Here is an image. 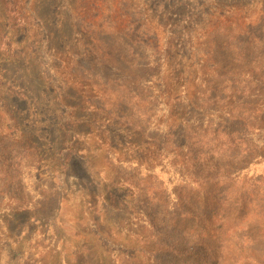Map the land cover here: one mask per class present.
<instances>
[{
	"label": "rangeland",
	"instance_id": "1",
	"mask_svg": "<svg viewBox=\"0 0 264 264\" xmlns=\"http://www.w3.org/2000/svg\"><path fill=\"white\" fill-rule=\"evenodd\" d=\"M33 2L32 12L25 13L28 22H4L0 37V144L10 146L14 138L25 144L12 133L21 125L40 139L41 148L35 163L18 148L0 162V264H33L62 249L63 261L73 260L77 246L92 239L113 253V244L95 237L98 225L87 224V214L100 218L110 239L125 240L128 232L142 234L150 226L143 218L147 209L141 211L136 200L144 208L147 199L154 211L153 199L163 193L169 202L181 196L182 206L193 213L177 216L171 236L194 253V264H234V255L264 264V53L258 68L238 60L240 49L253 43L264 49V0ZM121 56L128 65L148 66L132 93L155 103L146 105L151 115L144 132L111 115L103 108L107 99L97 94V86L104 87L97 75L109 76L116 89L135 78L124 66L105 72L106 58L113 64ZM214 58L233 70L240 65L255 71L254 77L232 83L226 70L213 67ZM14 94L15 111L10 109ZM169 138L185 149L170 164L163 151ZM246 149L260 157L249 167L240 165L245 171L238 184H191L197 177L187 179V186L180 183L195 167H188L191 161L203 172L208 165L220 168V162L224 168ZM180 162L185 171L175 168ZM235 233L258 235L255 251L242 240L243 252L232 253ZM55 236L59 244L44 239Z\"/></svg>",
	"mask_w": 264,
	"mask_h": 264
},
{
	"label": "trees",
	"instance_id": "2",
	"mask_svg": "<svg viewBox=\"0 0 264 264\" xmlns=\"http://www.w3.org/2000/svg\"><path fill=\"white\" fill-rule=\"evenodd\" d=\"M3 3L0 4V37L3 34V25L4 22H10L12 18H16V20H20L21 22H28V19L25 17L26 12H32L34 8V2L33 0H1ZM35 13V12H34ZM13 16V17H11ZM37 18V14H35ZM126 18V16H124ZM256 43H253L251 45V48L246 50V49H240V54H238V60L239 62L241 61V58L245 64H247V68H258L259 67V61L262 63V59L260 57L261 52L264 53V49L260 46H255ZM107 46V44H105ZM232 45L227 44V49H230ZM232 50H236L235 47H231ZM41 50V48H39ZM45 49V48H44ZM43 50V48H42ZM248 51L249 53L248 56H243V52ZM234 53V52H233ZM107 64L109 66L105 65V72L106 73H113L114 69L112 65H116L118 67L124 66L126 71H130L131 74L134 75V79H126L125 81V86H122L120 89H116V86L112 84L111 78L109 76L105 77L103 74L100 76L97 75L98 81H103L104 84L102 86H97V94L98 96H101L102 98L107 99V102L104 103L105 109L109 111V113L113 116L118 117L120 121L126 122L127 124H132L135 129H138L140 131H143L144 128H146L147 125H149L148 117H150L151 112L148 110V107L146 105L152 106L155 103L154 102H148L146 98H142V94H135L132 96V93L134 92V88L136 85L141 84L143 81L144 75L148 72V66H133V65H128L127 63L124 62V58L122 56L114 61L112 63V57L106 58ZM212 59H210L208 62L205 64L210 66V62ZM217 61V62H216ZM63 63V62H62ZM213 67L218 68L221 71L226 70V75L231 78L232 83H237V80H239V77L244 78H253V74H255V71H250L249 69H242L241 66L239 65L237 67V70H233L231 66L228 64H224V62H219L217 59L214 58L213 60ZM78 64V63H77ZM63 65V64H62ZM212 65V62H211ZM56 70L59 71V74L64 75V73H60V70L58 67ZM264 68L262 67L261 70ZM55 70V72L58 74V72ZM135 70V71H132ZM116 71H118L116 69ZM253 73V74H252ZM58 74V75H59ZM137 75V76H136ZM1 76V75H0ZM103 76V77H102ZM241 80H239L240 82ZM134 87V88H133ZM9 93V92H8ZM1 94V92H0ZM14 95H10L11 98V105L10 109L14 110L16 109L14 106ZM115 96L117 100L115 102H112L110 99L111 97ZM131 96V97H129ZM19 97V96H17ZM16 98V96H15ZM131 102H130V101ZM128 101V103H126ZM233 103L229 104L232 105ZM131 105L130 107H128ZM210 105V104H208ZM204 106V107H209V106ZM8 108V106H6ZM232 106H230L231 108ZM10 112V117L12 118V122L17 123V117L15 114L11 111ZM15 111V110H14ZM245 112V109H243ZM129 114V115H128ZM248 124V123H246ZM159 125V126H158ZM158 129H160L161 125L158 123ZM169 125V124H167ZM63 127V126H62ZM61 127V128H62ZM162 127L167 128L166 126L162 125ZM254 129V126H249L248 129ZM248 131V130H247ZM144 132V131H143ZM12 133H15L16 135H20L21 138L24 139L25 144H22L14 138V141L10 142V146H8L6 143L0 144V162H4L6 159V153L7 151L18 148L20 150V154H24L26 159H29L30 163H35V161H39L40 157L38 154V151L41 149L40 148V139L38 137L34 138L33 135L34 133L28 134L27 132L23 131V128L21 125L19 126H13L12 128ZM142 133V132H141ZM140 134V133H138ZM167 142H164V153L166 154V158L169 159V164L172 161V158H174L177 162L178 159L183 157V153L185 151L184 148L174 145L173 142L171 141V138L166 139ZM17 142V143H16ZM253 150V149H252ZM169 151L173 152L172 155L169 153ZM16 153V151H15ZM64 152L61 150L59 157L61 159H64V155H62ZM256 155V156H255ZM260 156H257L256 153L251 151L250 149L246 150H241L240 154L236 153V156L232 157V161L230 162V165L224 166V168H221L223 165L220 162V168L218 165L215 167L213 166H207V168L204 169V172L207 171V175H204L203 171H200L197 169V166L194 161H191L188 164V167L192 164H194V168H190V170L186 171V175H182V179H180V183H184L185 186L187 179L191 177H197L198 181H195L191 184H198L199 182H205V181H214L219 184H238V182L241 180L242 174L245 171L241 166L249 167L248 162L250 160H257L259 159ZM14 159V158H13ZM12 161H14L15 159ZM68 159V158H67ZM18 160V158H17ZM222 160V159H221ZM11 161V162H12ZM258 161V160H257ZM28 162V165H30ZM255 162V161H254ZM252 162V163H254ZM263 162H264V154H263ZM187 163V162H184ZM1 164V163H0ZM123 164V163H121ZM222 165V166H221ZM241 165V166H240ZM175 168L177 170H183L185 171L187 169V165L180 163L175 164ZM18 169V168H16ZM68 169V168H67ZM66 169V172H67ZM213 170H215V173H213ZM77 174L80 176V170L79 168L76 170ZM150 174L156 175L155 170H151ZM214 178V179H213ZM18 179V178H16ZM158 180V179H157ZM202 180V181H201ZM127 184L125 182L123 185ZM160 189H163V185H158ZM203 188H201L202 190ZM88 193V192H87ZM224 195L229 193V190H224L222 192ZM106 195V194H105ZM110 195V194H109ZM113 198H117L114 197ZM170 197H167L165 193L162 194V197L158 199L155 197L153 199L155 204V210L153 211V208L151 209V204L147 199H144V208L142 204V200L138 198L136 200V203L140 205L141 211H144L143 209H147L144 211L145 214H143L144 219H148L150 226L149 229L143 230L142 234H134L128 232L126 235V239L122 240L120 239L119 241H114L110 239V235L107 234V232L103 228L99 227L100 226V218L97 217L96 215H91L87 214V224L90 222L98 225L97 226V231L95 232V237L98 240H105L109 244L114 245V249H116L113 253L110 251V249H106L102 246L99 248V246L95 245L92 241H83L82 246H77L75 254H74V259L73 260H65L63 261V249L60 250L59 252L57 251H50L43 256L42 258L35 261L33 264H179L182 261H185L184 263L186 264H194L196 262V258H194V253L189 252V249H186L185 251L177 244V239H174V237L171 236V234L177 230L176 229V222L175 219L180 218V217H187V216H193V214L190 210V212L187 210L188 208L183 207V201L181 196H178L176 198L175 202H169ZM115 202L118 201V199H114ZM118 203V202H117ZM134 203V201H132ZM119 204V203H118ZM154 206V205H152ZM183 207V208H182ZM44 209V208H42ZM119 212L120 210H116ZM114 211V212H116ZM153 211V214L150 216V212ZM181 212V213H180ZM191 213V214H190ZM19 214V213H18ZM17 215V214H16ZM111 215H115L111 214ZM119 217V216H118ZM115 219V218H114ZM226 218H223V220ZM121 219L118 218V220L115 221L116 226H117V232L119 235H122L121 231ZM162 224L163 228L161 230L158 229V224ZM7 227L10 228L9 222H7ZM94 237V235H92ZM112 237V236H111ZM256 237L258 235L249 237L246 235H236V233L233 235L232 240H238V242L235 243L233 242L235 251L232 253H242L243 248L240 247V243H242V240H248L250 245L252 246L251 251H255L254 247L256 245H259V242L256 240ZM56 240L55 243L59 244V238L55 236L53 239H48L45 237L44 239L46 240ZM260 240H264L263 238H260ZM122 241V242H121ZM240 241V243H239ZM58 245L56 246V248ZM41 249V246L38 247ZM99 248L100 250H97ZM38 250V249H37ZM46 251V250H44ZM233 256V255H232ZM167 258H170L169 260ZM224 260V259H223ZM234 261V264H260L259 260L255 258H248L247 260H242L240 256L234 255V258L232 259ZM216 264H229V262H220Z\"/></svg>",
	"mask_w": 264,
	"mask_h": 264
}]
</instances>
